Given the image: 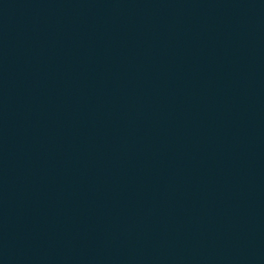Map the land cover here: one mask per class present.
Returning a JSON list of instances; mask_svg holds the SVG:
<instances>
[{"label":"water","instance_id":"obj_1","mask_svg":"<svg viewBox=\"0 0 264 264\" xmlns=\"http://www.w3.org/2000/svg\"><path fill=\"white\" fill-rule=\"evenodd\" d=\"M0 264H264V0H0Z\"/></svg>","mask_w":264,"mask_h":264}]
</instances>
